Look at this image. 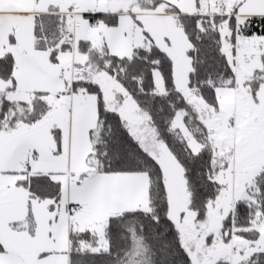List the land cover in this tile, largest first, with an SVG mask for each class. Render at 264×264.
I'll list each match as a JSON object with an SVG mask.
<instances>
[{"label": "snow or ice", "instance_id": "6c2138e0", "mask_svg": "<svg viewBox=\"0 0 264 264\" xmlns=\"http://www.w3.org/2000/svg\"><path fill=\"white\" fill-rule=\"evenodd\" d=\"M0 264H264V0H0Z\"/></svg>", "mask_w": 264, "mask_h": 264}]
</instances>
